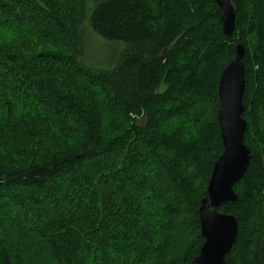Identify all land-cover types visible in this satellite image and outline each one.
Wrapping results in <instances>:
<instances>
[{
    "label": "trees",
    "instance_id": "16d2710c",
    "mask_svg": "<svg viewBox=\"0 0 264 264\" xmlns=\"http://www.w3.org/2000/svg\"><path fill=\"white\" fill-rule=\"evenodd\" d=\"M231 3L228 38L213 0H0V97L24 90L0 109V264H191L238 44L250 159L218 208L224 264H264V0Z\"/></svg>",
    "mask_w": 264,
    "mask_h": 264
},
{
    "label": "water",
    "instance_id": "95a60500",
    "mask_svg": "<svg viewBox=\"0 0 264 264\" xmlns=\"http://www.w3.org/2000/svg\"><path fill=\"white\" fill-rule=\"evenodd\" d=\"M221 9L223 34L230 37L234 31L235 10L231 0H213ZM243 47L235 46L230 63L221 73L218 83L222 154L214 163L207 185V198L200 202L198 221L204 239L191 264H224L237 237L236 219L218 211L219 206L236 200L233 185L245 174L250 152L243 142L246 122L242 118L244 91Z\"/></svg>",
    "mask_w": 264,
    "mask_h": 264
},
{
    "label": "rangeland",
    "instance_id": "374dc122",
    "mask_svg": "<svg viewBox=\"0 0 264 264\" xmlns=\"http://www.w3.org/2000/svg\"><path fill=\"white\" fill-rule=\"evenodd\" d=\"M10 34H8L7 32L5 33H0V43L4 42L8 37H9ZM6 83V82H5ZM4 82L2 83V85L6 86L7 87V83L5 84ZM10 85L12 86L13 89H16L18 88V91L19 93H16V96L13 95V90H4L2 91V96L0 97V109L1 110H4L7 108V110L10 109V107L15 104L14 106H20V104L22 103V99H19L18 97V94L21 96V92L20 90L22 91V93H24V90H22V88L18 85H13L12 83H10ZM6 87H2L3 88H6ZM16 87V88H15ZM3 102V103H2ZM6 104V105H5ZM11 110V109H10ZM200 115V114H199ZM199 115L197 114L196 117L198 118ZM195 117L191 116L189 119H188V123L192 124L194 123L193 120ZM199 119V118H198ZM138 122L141 124L143 123L142 121V118H139L138 119ZM186 125V124H185ZM256 138L252 139V142H254ZM138 175H140V172L138 173ZM178 175L180 176L181 174L178 173ZM185 178H188V175H186Z\"/></svg>",
    "mask_w": 264,
    "mask_h": 264
},
{
    "label": "bare ground",
    "instance_id": "6f19581e",
    "mask_svg": "<svg viewBox=\"0 0 264 264\" xmlns=\"http://www.w3.org/2000/svg\"><path fill=\"white\" fill-rule=\"evenodd\" d=\"M245 52V51H244Z\"/></svg>",
    "mask_w": 264,
    "mask_h": 264
}]
</instances>
